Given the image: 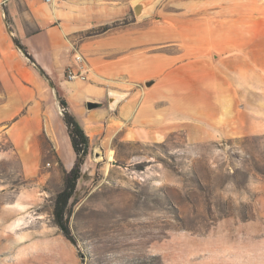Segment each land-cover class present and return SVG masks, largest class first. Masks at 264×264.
<instances>
[{"label": "rangeland", "instance_id": "rangeland-1", "mask_svg": "<svg viewBox=\"0 0 264 264\" xmlns=\"http://www.w3.org/2000/svg\"><path fill=\"white\" fill-rule=\"evenodd\" d=\"M133 2L140 5L133 24L131 17L85 35L134 29L139 42L119 44L116 55L137 50L141 65L171 57V66L141 75L130 89L142 121L136 136L119 131L122 87L112 84L109 95L87 101L95 108L83 106L89 154L68 218L76 245L52 214L64 169L50 135L40 139L42 162L33 172L3 140L0 264H264V0ZM100 77L95 69L76 82L104 87ZM164 78L171 100L158 102L150 89L163 90ZM205 88L214 119L176 110L177 93ZM164 104L171 126L160 136L146 128L163 119L154 110Z\"/></svg>", "mask_w": 264, "mask_h": 264}, {"label": "crops", "instance_id": "crops-1", "mask_svg": "<svg viewBox=\"0 0 264 264\" xmlns=\"http://www.w3.org/2000/svg\"><path fill=\"white\" fill-rule=\"evenodd\" d=\"M134 7L133 0H60L51 5L42 0H0V144L7 138L12 140L24 155L22 161L25 170L36 171L41 164L43 145L40 139L45 135H50L54 141L56 157L65 171H69L75 161L57 96L67 103V110L84 129L87 116L83 106L93 94L109 95L105 90L113 91L112 84L122 87L123 91H118L122 96L116 100L118 114L121 115L119 122L123 124L119 131L136 136L134 130L142 121L139 114L136 116V111H132L134 107L130 99L134 92H130V89L141 75L155 74L171 66V57L149 58L141 65L137 50L116 55L119 44L129 46L139 42L134 29L121 33L114 31L100 39L85 35L93 28L131 17L133 24L136 21ZM14 40L26 48L28 55L51 80L54 89L15 46ZM75 53L83 55L89 74L95 69L105 74V77L99 78L100 82L105 83L104 87L92 88L65 80V70L72 64ZM163 80V90L158 91L156 87L150 89V94L158 102L163 98L171 100V85L166 83V78ZM199 91L188 95L176 91V101L179 103L176 110H187L214 119L218 110L210 101L214 97L212 89ZM201 92L206 98L202 97ZM187 101L190 107L181 103ZM154 113L162 115L163 119L148 123L146 129H157L160 136L165 135L171 126V106L158 105ZM166 120H169L168 124ZM194 131L197 136L202 133L196 128ZM23 142H29V145ZM60 145L64 146V150L60 149Z\"/></svg>", "mask_w": 264, "mask_h": 264}, {"label": "trees", "instance_id": "trees-1", "mask_svg": "<svg viewBox=\"0 0 264 264\" xmlns=\"http://www.w3.org/2000/svg\"><path fill=\"white\" fill-rule=\"evenodd\" d=\"M15 46L21 50L29 59L31 64L39 72V74L49 81L51 88H55L51 80L47 77L45 72L34 62L31 56L28 55L26 48L20 44L18 40H14ZM62 113V122L66 127L67 136L70 147L75 156V161L69 171L63 172V187L55 195L53 200V218L55 224L60 229L62 235L71 244L76 245V240L71 233L68 224V218L71 212L70 201L73 199L76 192V185L81 178V167L84 164L86 157L89 154V138L85 133L81 124L77 121L75 116L67 110V103L57 96Z\"/></svg>", "mask_w": 264, "mask_h": 264}, {"label": "built area", "instance_id": "built-area-1", "mask_svg": "<svg viewBox=\"0 0 264 264\" xmlns=\"http://www.w3.org/2000/svg\"><path fill=\"white\" fill-rule=\"evenodd\" d=\"M43 3L51 5L60 0H42ZM88 74V68L85 63V59L82 54L75 53L73 57V62L71 65L67 66L65 70V80L68 82L73 81H86Z\"/></svg>", "mask_w": 264, "mask_h": 264}, {"label": "water", "instance_id": "water-1", "mask_svg": "<svg viewBox=\"0 0 264 264\" xmlns=\"http://www.w3.org/2000/svg\"><path fill=\"white\" fill-rule=\"evenodd\" d=\"M139 8H140V5H136L134 7V12L135 14H138L139 13ZM96 107V104L95 103H87V108L90 110L92 108H95Z\"/></svg>", "mask_w": 264, "mask_h": 264}, {"label": "bare ground", "instance_id": "bare-ground-1", "mask_svg": "<svg viewBox=\"0 0 264 264\" xmlns=\"http://www.w3.org/2000/svg\"><path fill=\"white\" fill-rule=\"evenodd\" d=\"M106 169H107V166H106Z\"/></svg>", "mask_w": 264, "mask_h": 264}]
</instances>
